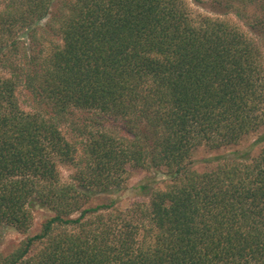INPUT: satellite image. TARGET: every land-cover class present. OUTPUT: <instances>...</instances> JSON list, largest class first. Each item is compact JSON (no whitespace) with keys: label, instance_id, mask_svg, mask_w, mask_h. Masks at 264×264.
Returning <instances> with one entry per match:
<instances>
[{"label":"trees","instance_id":"obj_1","mask_svg":"<svg viewBox=\"0 0 264 264\" xmlns=\"http://www.w3.org/2000/svg\"><path fill=\"white\" fill-rule=\"evenodd\" d=\"M1 1L0 225L26 233L33 207L53 214L0 264H264V67L254 42L228 21L192 17L184 0ZM41 22L60 40L48 51L33 46ZM19 85L32 111L20 107ZM75 110L119 123L88 133L81 158L60 129ZM251 134L250 147L191 166L199 146ZM60 164L76 168L69 182ZM127 167L163 170L168 182L125 209L115 199L87 205L120 188Z\"/></svg>","mask_w":264,"mask_h":264},{"label":"rangeland","instance_id":"obj_2","mask_svg":"<svg viewBox=\"0 0 264 264\" xmlns=\"http://www.w3.org/2000/svg\"><path fill=\"white\" fill-rule=\"evenodd\" d=\"M188 12L194 18L198 15H208L210 17L220 18L238 26L246 36L254 42L262 56V64L264 67V8L260 3L246 5L237 0H184ZM263 4V3H262ZM3 8V2H0V10ZM41 26V27H40ZM37 34L34 38L33 46L36 45L41 51H48L50 47L60 43L59 36L55 30L44 26V22L37 26ZM23 35V34H22ZM26 44H29L30 39L27 35H23ZM17 97L20 107L25 111H32L34 101L31 93L22 85L17 87ZM113 119L101 118L94 111L75 110L61 123L60 129L62 134L77 146V157H82V144L88 137V133L99 130L104 126L107 128L110 124H117ZM113 122V123H112ZM264 131V126L260 132ZM257 134H251L245 139H241L239 144L228 147L210 150L207 146H199L192 154L191 166L197 171H203L212 166L214 161H207L208 158L228 153L236 149H245L250 147ZM260 148L257 144L252 147V155L256 154ZM62 182H69L76 168L68 164L58 165ZM125 181L121 187L113 193L107 195H99L92 198L87 205L94 206L99 203H107L115 199V207L118 209L127 208L133 201L149 200L147 191L154 189H162L168 182V177L163 173V170H143L127 167ZM144 184L146 189H141ZM53 213L45 208H32V222L26 233L18 232L12 228L0 225V252L3 254L9 253L19 244L26 236H31L38 233L43 223ZM62 228V227H61ZM19 264V263H18Z\"/></svg>","mask_w":264,"mask_h":264}]
</instances>
